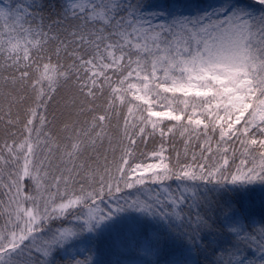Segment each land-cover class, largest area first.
I'll list each match as a JSON object with an SVG mask.
<instances>
[{
	"label": "snow or ice",
	"instance_id": "obj_1",
	"mask_svg": "<svg viewBox=\"0 0 264 264\" xmlns=\"http://www.w3.org/2000/svg\"><path fill=\"white\" fill-rule=\"evenodd\" d=\"M0 21V264H264V215L231 198L264 188V0H0ZM163 118L203 163L135 162Z\"/></svg>",
	"mask_w": 264,
	"mask_h": 264
},
{
	"label": "trees",
	"instance_id": "obj_2",
	"mask_svg": "<svg viewBox=\"0 0 264 264\" xmlns=\"http://www.w3.org/2000/svg\"><path fill=\"white\" fill-rule=\"evenodd\" d=\"M13 3L16 2V0H12ZM28 3H31L32 0H27ZM38 3H43L45 5L52 4V3H58V0H37ZM48 14V10L45 9L44 15ZM3 62L0 61V64ZM4 75H7V72L5 71L3 73ZM115 79V77H113ZM68 94V90H62L59 94L60 100H63L64 97ZM163 96H167L168 100L173 101V106H175V97L173 95H169L167 93L162 94ZM182 98V97H181ZM161 103L168 106V101L164 99H160ZM180 107H183V105H180ZM124 116H127V109H124L123 114ZM130 123L132 121H136L138 123V119L136 116H132L129 118ZM115 123V121H114ZM180 122L176 121H170L168 119H162L161 121V127L164 129V135L162 136L159 131L155 133L153 136H147L143 138V141L140 137H137V143L134 146L135 148V162H148L152 157V153L161 151L160 149H163V154L166 159V163L175 164L177 160V156H179V159L181 162L187 161L189 163H192V156H196V163H203L200 159L202 148H206L207 145H205V140L207 137L201 136L199 138H196L195 136H190L189 133H184L183 136H181V132L179 133L178 127L173 128L172 132H168V128L173 127V125H177ZM121 126H123V119H121ZM4 125H0V135L1 140L3 135L6 138V132L3 130ZM147 132H151V127L149 126L146 130ZM219 130L217 129L215 134H212L209 132V136H211L210 144L212 147V153L216 154V158H220V153H217V141H219ZM187 141V144L185 143ZM127 143V141H125ZM221 150L227 149L226 155L229 157V165L233 164V160L236 161L238 157L241 156V153L243 151L239 140H237L235 137H233L232 140L228 141L226 144L221 142L220 143ZM107 150V143H105L104 149L101 151ZM206 157L211 156L212 154L204 152L203 153ZM109 159H111V152H108ZM119 155V153H117ZM214 160H209V163H214ZM222 162V161H221ZM236 165V162H235ZM234 170V169H233ZM168 183L172 184L173 188H176V182L175 181H169ZM250 190L247 192H242L236 194L234 197H231L232 199L239 201L244 205V207L254 214L255 216L259 217L261 215H264V188H262L258 183L254 185L249 186ZM226 199L229 197H225ZM108 243L107 238H105L103 241L98 242V247L105 248ZM88 255V254H86ZM194 260L199 261V264H204V257L198 253H194ZM83 258V257H78ZM97 259L102 260H108V259H116V256H109L104 255L101 256L99 253L96 254ZM169 258L168 256L163 257V259Z\"/></svg>",
	"mask_w": 264,
	"mask_h": 264
},
{
	"label": "rangeland",
	"instance_id": "obj_3",
	"mask_svg": "<svg viewBox=\"0 0 264 264\" xmlns=\"http://www.w3.org/2000/svg\"><path fill=\"white\" fill-rule=\"evenodd\" d=\"M0 23H2V21H0ZM167 94L172 95L171 93H167ZM176 95H177V96H180L179 93H177ZM59 97H60V96L57 95L56 98H55V100L52 101V102L49 104V108H48V113H49V115H48V119H49V120H51V118H52V113H53V112L57 113V115L59 114L60 107H61L62 104H63V100H60ZM182 98H183V97H182ZM153 110H155V111H160V110H169V109H168V106H167V105L161 103V101L158 100V101L153 105ZM14 111H15V110H14ZM41 111H42V110H41ZM177 114H179V113H177ZM130 117H131V121H132V116H130ZM130 117H129V118H130ZM163 119H167V118H163ZM181 131H182V130H179V133H180ZM0 135H2V133H1ZM218 135H219V133H218ZM4 136H5V135H3L2 138L5 139ZM6 138H7V137H6ZM2 140H3V139H2ZM2 140H1V138H0V141H2ZM160 150H161V149H160ZM157 153H161V151H158ZM242 158H243L242 155H241L240 157H238V159L235 161V162H236V166H238V165L240 164V160H241ZM161 159H163V161L166 163V159H165V157H164L163 152H162L160 155H158V156H153L148 162H145V163L140 162V163H143V164H145V165H147V164H152V163H159ZM229 161H230V159H229ZM5 175H6V173H5ZM150 186H151V187H155V185H150ZM174 189H175V188H174ZM126 191H127V190H126ZM3 199H5V201H6V198H3ZM101 207H103V205H101ZM2 210H3V209H2V206H0V213H2ZM70 211H72L73 213H79V212L81 211V209H80L79 207H77V208H75V209H71ZM83 211L86 213V212H87V209L85 208V209H83ZM2 223H3V218L0 217V224H2ZM77 223H82V219L78 221V220L76 219L75 215H72V216H69V217H68V220L65 222V224H64L63 226H64V227H73V226L76 225ZM56 226H60V225H59V222H57V225H56ZM86 254H88V253H84V255H86ZM95 258H96V256H95ZM191 259L194 260V256H192Z\"/></svg>",
	"mask_w": 264,
	"mask_h": 264
}]
</instances>
